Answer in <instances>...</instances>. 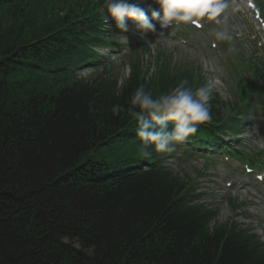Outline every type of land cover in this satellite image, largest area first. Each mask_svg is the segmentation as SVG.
<instances>
[{
    "label": "trees",
    "instance_id": "obj_1",
    "mask_svg": "<svg viewBox=\"0 0 264 264\" xmlns=\"http://www.w3.org/2000/svg\"><path fill=\"white\" fill-rule=\"evenodd\" d=\"M61 2L0 0V264H264L256 236L212 224L214 212L194 202L162 152L141 155L127 110L110 111L127 109L137 87L156 97L181 79L194 89L206 79L158 56L145 79L136 51L120 83L110 70L78 78L79 67L100 62L94 47H111L108 25L97 8ZM248 70L240 102L264 98V65ZM225 105L213 92L211 120L189 146L218 145L238 130L245 115L224 114ZM101 147L120 153L110 162L87 156Z\"/></svg>",
    "mask_w": 264,
    "mask_h": 264
},
{
    "label": "rangeland",
    "instance_id": "obj_2",
    "mask_svg": "<svg viewBox=\"0 0 264 264\" xmlns=\"http://www.w3.org/2000/svg\"><path fill=\"white\" fill-rule=\"evenodd\" d=\"M64 1L61 2V6L65 8L76 6L75 2H82L80 9L83 7L98 9L103 6V0ZM252 1L257 9L259 3L264 6V0ZM223 2L227 7L220 15L224 19L217 18L221 21L220 24L210 20L207 27L202 22L205 19L202 18L200 23H203V27L198 30L184 28L186 27L184 24L173 25L167 29H160L157 25V31L149 33L147 39L137 38L133 32L134 22L131 20L128 21L129 31L126 33H122L115 27L114 21H110L108 38L118 47L113 51L99 49L103 52L102 61L108 65L114 78L122 80L128 72L131 61L133 62L136 43L142 41L148 46L150 56H139L140 66L152 70L153 56L161 51L170 59L173 66L199 70L213 85V90L219 94L221 100L234 103L238 101L233 83L237 79L236 71L245 75L238 61L251 56L264 62V33L258 29L251 14L246 13L243 0H223ZM147 5L159 11V6L153 3V0H143L141 7L146 8ZM214 28L227 29L232 39L216 40L212 35ZM124 36L128 37L127 43L124 41ZM212 41H215L217 46L212 47ZM230 48L234 51H229ZM225 55L232 56L234 62L227 61ZM98 72L91 68H83L79 70L78 75L92 79ZM254 114L238 134L241 138L239 150L252 158H256L258 152L264 153V111H256ZM175 144L178 149L164 152L162 162L165 167L188 181L196 202L216 213L214 220L216 224L234 223L240 228L249 230L264 243V166L260 169L253 167L250 173H246L242 166L249 167V165L242 161L239 165V160L231 157L232 151L230 154L224 152L202 154L199 151L197 154L194 152V156L185 152L181 143ZM118 149L113 147L107 150L101 147L96 152H89L87 156L96 162H110L120 153ZM240 159H243V156H240ZM261 159L264 161V154ZM83 160L84 157L80 163ZM258 176L261 177L260 180L256 178Z\"/></svg>",
    "mask_w": 264,
    "mask_h": 264
},
{
    "label": "clouds",
    "instance_id": "obj_3",
    "mask_svg": "<svg viewBox=\"0 0 264 264\" xmlns=\"http://www.w3.org/2000/svg\"><path fill=\"white\" fill-rule=\"evenodd\" d=\"M143 0H103L99 9L104 16V23L115 27L122 33L129 31L128 21L134 22V34L139 39H147L149 33L167 29L173 25L192 24L200 26L202 18L215 21L227 4L223 0H153L159 6V11H151L141 7ZM155 22V23H154ZM212 35L218 41H229L231 35L225 28L212 29ZM128 42V37L124 36ZM234 51V49H229ZM131 75V69H129ZM213 94L211 83L202 84L195 89L187 79H181L175 87L154 97L144 86L137 87L129 97V107L123 104H113L111 114L116 117L122 112L137 124L136 136L141 142V155L147 159L155 152H170L173 145L185 141L194 135L198 126L211 120L210 101ZM95 101H89V110H93Z\"/></svg>",
    "mask_w": 264,
    "mask_h": 264
}]
</instances>
